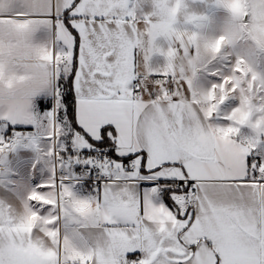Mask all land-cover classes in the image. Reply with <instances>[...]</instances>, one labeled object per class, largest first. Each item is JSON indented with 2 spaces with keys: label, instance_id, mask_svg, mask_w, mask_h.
Here are the masks:
<instances>
[{
  "label": "snow or ice",
  "instance_id": "snow-or-ice-1",
  "mask_svg": "<svg viewBox=\"0 0 264 264\" xmlns=\"http://www.w3.org/2000/svg\"><path fill=\"white\" fill-rule=\"evenodd\" d=\"M262 56L264 0H0V264H264Z\"/></svg>",
  "mask_w": 264,
  "mask_h": 264
},
{
  "label": "crops",
  "instance_id": "crops-1",
  "mask_svg": "<svg viewBox=\"0 0 264 264\" xmlns=\"http://www.w3.org/2000/svg\"><path fill=\"white\" fill-rule=\"evenodd\" d=\"M200 10H203V6H200ZM206 79V77H202L204 82H206ZM34 158V156L25 157L23 155H12L7 152L0 155V183L9 185L10 181L18 180V177L13 176L14 172L19 173L21 176H26ZM19 191L23 193L25 189L19 188ZM7 204L12 205V210L17 215L23 214L20 209V204L15 197H6L5 205Z\"/></svg>",
  "mask_w": 264,
  "mask_h": 264
},
{
  "label": "rangeland",
  "instance_id": "rangeland-1",
  "mask_svg": "<svg viewBox=\"0 0 264 264\" xmlns=\"http://www.w3.org/2000/svg\"><path fill=\"white\" fill-rule=\"evenodd\" d=\"M220 15L223 17L224 16V14L223 13H220ZM226 18V17H225ZM261 63H260V65H259V67H260V70L261 71H264V56H262L261 58ZM202 77H206V76H202Z\"/></svg>",
  "mask_w": 264,
  "mask_h": 264
}]
</instances>
